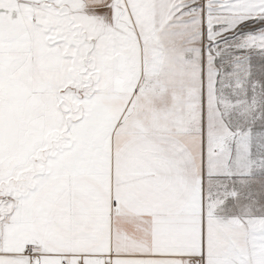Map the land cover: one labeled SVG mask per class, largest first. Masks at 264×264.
I'll return each mask as SVG.
<instances>
[{
	"label": "snow or ice",
	"instance_id": "6c2138e0",
	"mask_svg": "<svg viewBox=\"0 0 264 264\" xmlns=\"http://www.w3.org/2000/svg\"><path fill=\"white\" fill-rule=\"evenodd\" d=\"M0 264H264V0H0Z\"/></svg>",
	"mask_w": 264,
	"mask_h": 264
}]
</instances>
